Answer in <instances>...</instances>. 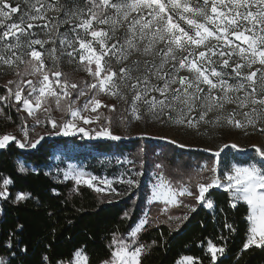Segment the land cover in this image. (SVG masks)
<instances>
[{
    "label": "snow or ice",
    "instance_id": "1",
    "mask_svg": "<svg viewBox=\"0 0 264 264\" xmlns=\"http://www.w3.org/2000/svg\"><path fill=\"white\" fill-rule=\"evenodd\" d=\"M65 58L77 63L90 80L70 81L59 70ZM0 68L11 69L15 76L8 80L7 95L0 96V101L14 103L36 125L41 123L38 113H45L52 128L49 135L82 133L84 137L120 141L124 137L113 131L114 123L129 127L133 122L196 134L238 130L244 135H264V0H0ZM102 96L124 106L118 120L111 114L117 105L106 104ZM81 97L85 100L78 104ZM50 101L69 118L53 119ZM22 131L24 140L11 133L0 135V149L10 142L20 148H35L43 139L40 136L33 141L26 126ZM169 142L178 143L175 139ZM229 147L246 151L236 143L217 148L211 167L204 164L197 172L198 192L179 181L174 186L162 171L163 163H156L149 200L178 206L183 203L178 197L192 196L213 208L214 202L206 194L214 187L223 188L231 194L230 209L241 201L248 208L245 219L249 228L241 253L252 247L264 250V145H252L261 158L258 162L227 163L221 178V155ZM145 152L141 146L137 155ZM116 162L130 165L127 178L121 176L118 182L139 187L136 177L142 172L136 162L127 157ZM143 164L141 159L140 166ZM15 171L26 177L34 170L17 160ZM204 172H209L210 178L202 176ZM63 175L76 185L95 187L93 182L98 181L105 187H96L97 192L107 189L119 195L108 177L83 170ZM16 184L12 176L0 173V213L5 205L19 206L32 200L38 208L44 207L49 217L55 216L38 195L12 191ZM51 191L59 195L55 188ZM185 207L196 211L195 205ZM219 211L224 214L218 221L221 232L235 233L225 209ZM130 213L123 215L128 218ZM187 219L185 214L183 220ZM150 223L145 213L129 232L131 240L113 233L106 245L110 254L99 264H142L151 247L163 246L157 240L148 245L139 242L138 235ZM227 238L221 235L223 243L219 245L208 241L211 264L226 256ZM56 241L57 228L52 227L40 242L39 261L33 262L32 241L25 238V225L16 223L0 241V264H91L86 244L67 256L51 255ZM186 262L192 264L193 257L185 256L176 264Z\"/></svg>",
    "mask_w": 264,
    "mask_h": 264
},
{
    "label": "trees",
    "instance_id": "2",
    "mask_svg": "<svg viewBox=\"0 0 264 264\" xmlns=\"http://www.w3.org/2000/svg\"><path fill=\"white\" fill-rule=\"evenodd\" d=\"M5 85H0V96H6ZM0 101V135L6 134L12 127L8 120L12 115L10 106ZM73 140L75 137L45 138L34 149H21L15 142H11L5 149H0V173L12 176L17 180L12 191L24 190L38 195L48 210L55 211L54 217L46 214L45 208H38L36 203L29 200L26 203L5 205L0 213V241L4 234L11 230L16 223L25 225V238L32 241L34 251L30 259L39 261L43 246L40 243L45 239L52 227L57 228V241L53 248V256H67L75 247L87 245L91 264L108 258L110 250L106 245L111 241L112 234L125 237L137 223L144 212V197L139 192H131L128 196L109 201L97 194L88 185H76L73 180L59 182L53 180L46 172L45 167L53 153V148L61 143ZM141 139L127 141L99 140L90 145L99 151L112 153L119 152L134 156V152ZM167 146V145H166ZM188 153V157L186 156ZM163 161L169 164L170 170L176 165L180 170H188L195 166L192 156H206L198 151H180L175 146H169L161 153ZM23 160L26 166L34 170L31 175L20 177L15 171L16 161ZM177 168V167H176ZM55 188L59 195L51 189ZM213 200V208L195 202L196 211L189 210L187 220H180L172 224L168 221H157L145 226V230L138 235L140 243L148 245L152 240H157L163 246H153L143 256L142 264H176L185 256L193 257L192 264H211L210 254L207 251L208 241L219 245L223 243L219 237L227 236L226 256L220 257L218 264H264V250L252 247L241 253L246 240L249 223L245 217L248 208L244 202H238L235 209L229 208L231 195L225 189L213 188L206 194ZM225 209L230 222L237 231L231 235L227 230L221 232L220 224ZM131 210L130 217L125 218L124 212ZM179 212V207H174L172 214ZM67 220L74 223L68 225ZM71 239H67V237ZM2 254V253H0Z\"/></svg>",
    "mask_w": 264,
    "mask_h": 264
},
{
    "label": "rangeland",
    "instance_id": "3",
    "mask_svg": "<svg viewBox=\"0 0 264 264\" xmlns=\"http://www.w3.org/2000/svg\"><path fill=\"white\" fill-rule=\"evenodd\" d=\"M59 70L65 73L72 82L79 83L81 81L90 80L88 74L83 71V69L80 68L77 63H69L67 58L61 61ZM10 79H15L12 70L8 68H0V85H6L8 80ZM101 99L106 104L117 105V111L111 114L114 120H118L120 111L124 106L112 97L102 96ZM84 100L85 97H81L80 101H78L77 103L82 104ZM7 105L11 107L10 110L12 113V115L8 117V120L11 122L12 127L7 133L15 135L17 139L24 140L22 128L25 126L27 127L29 136L33 141L38 139L40 136H43V139L40 140V142L45 138L51 137H75L77 139L76 142L73 140H69L67 141V143H61L53 148V153L45 167L46 172L52 177L53 180L59 182L73 180L71 179V177L66 180L64 179L63 175L65 171L71 170H83L90 175H95L100 178L108 177L109 179H112L114 181L112 187L117 190L119 195H116L107 189L103 192H97L95 190L96 187H105L103 185H100L98 181L93 182L95 187H90L93 188L97 194H100L103 198L109 201L124 198L131 192H139V194L143 195L144 197V212L142 213L139 220L143 218L145 213H147L151 223H158L157 221L160 220L168 221L172 224H177L181 222L180 220H182L186 212H189L190 210V208L185 207V205L190 206L194 205V203L197 202L192 196L178 197V199L183 202L178 206H165L164 202L162 201H150L149 196L151 192V185L155 182V173L158 171L155 168L156 163H163L164 168L162 169V171L164 172L165 177L169 181H171L174 186L176 182L179 181L183 184H187L190 188L193 189L194 192H198V190L195 188L197 172L199 168L204 164H207L209 167H211L214 161L213 152L222 144L236 143L240 148L245 149L246 151L240 152L237 149H233L231 147L224 150L221 155L220 172L218 173L221 178H223L222 174L225 170V164L227 163L239 162L241 164H247L250 162H258L261 158L256 156L255 150L253 149L252 145H264V135H261L259 133H250L249 135H244L238 130H223V132L217 130L215 133L211 131L204 132L202 130L200 134H196L192 131L176 129L170 126H159L151 123L145 125L142 122H133L129 127H124L119 123H114L113 131L116 134L124 137L122 139L123 141L138 138L141 139V142L134 152V156H128V152L125 154H121L119 152L106 153L94 149L90 144L95 143L99 140L105 141L109 139L84 137L82 133H76L69 136H64L62 134L49 135V133L52 131V128L51 124L47 123L48 116L45 113H38L41 123L39 125H36L33 121V118L27 116V114L23 111H18V106H16L14 103ZM50 106L51 117L53 119L59 121L62 118H69L65 115V112L63 110H57L54 101H50ZM102 111L107 112L106 109H102ZM92 127H94V125ZM141 133H147L148 135L142 137L140 135ZM161 137H167V139H162ZM171 139H175L178 143H170L169 141ZM180 144H184L185 147H180ZM141 146L146 149V152L138 156V149ZM169 146H175L177 150L180 151L194 150L201 153L203 152L206 154V156H192L193 164H195V166L189 168L188 170H180L178 169L180 167L178 165H176L177 168L175 167L170 170L169 164L163 161L161 155V153L165 152L166 148L168 149ZM21 149L27 150L34 148L25 147ZM205 149H212L213 151H205ZM185 154L188 157V153L185 152ZM124 157L133 159L136 162L137 170L142 172V175L136 177L139 181V187L130 188L128 185L118 182L121 176L127 178L128 169L130 168V165L126 163L116 162L118 158L123 161ZM141 159L144 161L142 167L140 166ZM201 175L206 178H210L211 176L209 172L201 173ZM189 177H192V179L189 180ZM214 188L218 189L220 187ZM174 207H179V212L183 211V213L177 212L172 214ZM177 218L180 219L178 220ZM124 238L128 240L132 239L128 235H126Z\"/></svg>",
    "mask_w": 264,
    "mask_h": 264
}]
</instances>
